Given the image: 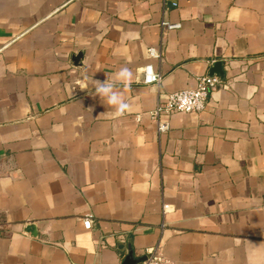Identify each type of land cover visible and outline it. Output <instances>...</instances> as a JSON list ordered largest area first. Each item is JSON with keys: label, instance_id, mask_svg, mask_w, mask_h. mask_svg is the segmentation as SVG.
I'll list each match as a JSON object with an SVG mask.
<instances>
[{"label": "crops", "instance_id": "obj_1", "mask_svg": "<svg viewBox=\"0 0 264 264\" xmlns=\"http://www.w3.org/2000/svg\"><path fill=\"white\" fill-rule=\"evenodd\" d=\"M216 63L225 88L159 134L149 113ZM122 67L117 116L94 87ZM155 248L167 264H264V0H0V264Z\"/></svg>", "mask_w": 264, "mask_h": 264}, {"label": "built area", "instance_id": "obj_2", "mask_svg": "<svg viewBox=\"0 0 264 264\" xmlns=\"http://www.w3.org/2000/svg\"><path fill=\"white\" fill-rule=\"evenodd\" d=\"M166 30H179L180 24L163 23ZM148 55L151 59L161 60L162 52L158 48H149ZM143 83L146 86L159 87L162 83V75L157 72L152 65H147L143 69ZM195 89L184 90L169 94L160 101L156 109L149 113L150 118L156 123L159 134L168 132L169 119L174 115H200L204 113L209 105L214 91L225 88V80L221 76L205 75L196 79ZM92 219L88 216L84 225L87 230L92 228ZM138 264H167L158 248L146 250L144 260Z\"/></svg>", "mask_w": 264, "mask_h": 264}, {"label": "clouds", "instance_id": "obj_3", "mask_svg": "<svg viewBox=\"0 0 264 264\" xmlns=\"http://www.w3.org/2000/svg\"><path fill=\"white\" fill-rule=\"evenodd\" d=\"M131 78V72L127 67L120 68L111 80L108 78L103 81H95L94 95L98 96L100 100L114 110V113L119 116L125 113L130 104L124 97L121 91L117 90V84L123 83Z\"/></svg>", "mask_w": 264, "mask_h": 264}, {"label": "water", "instance_id": "obj_4", "mask_svg": "<svg viewBox=\"0 0 264 264\" xmlns=\"http://www.w3.org/2000/svg\"><path fill=\"white\" fill-rule=\"evenodd\" d=\"M78 59H79V56H78ZM213 69L215 70V74H216V75L223 76L222 65H221V63H216ZM211 76H213V75H211ZM142 260H144V258H142V259H138V260H135L134 257H133V255L130 254V255L126 258L124 264H138V263L141 262Z\"/></svg>", "mask_w": 264, "mask_h": 264}]
</instances>
